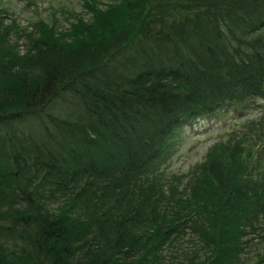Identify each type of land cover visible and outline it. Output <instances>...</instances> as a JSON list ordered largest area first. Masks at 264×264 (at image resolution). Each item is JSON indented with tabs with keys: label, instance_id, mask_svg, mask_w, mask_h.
<instances>
[{
	"label": "trees",
	"instance_id": "1",
	"mask_svg": "<svg viewBox=\"0 0 264 264\" xmlns=\"http://www.w3.org/2000/svg\"><path fill=\"white\" fill-rule=\"evenodd\" d=\"M107 1L62 33L36 21L19 51L0 0V264H170L187 229L173 264H264L242 257L264 174L209 154L182 191L162 170L180 127L264 101V0Z\"/></svg>",
	"mask_w": 264,
	"mask_h": 264
},
{
	"label": "rangeland",
	"instance_id": "2",
	"mask_svg": "<svg viewBox=\"0 0 264 264\" xmlns=\"http://www.w3.org/2000/svg\"><path fill=\"white\" fill-rule=\"evenodd\" d=\"M86 0H1L6 11V23L14 24L23 37H14L19 51H24L29 40L25 38L33 33V24L42 20L53 26L56 34L69 31L78 20L91 22V14L85 6ZM98 7L105 8L107 0H96ZM154 14L167 12L164 5H154ZM13 41V42H14ZM62 103H55L50 110L56 116ZM25 130H30L36 136L41 132V120H30L23 123ZM176 149L173 158L162 170L179 190L184 189L191 172L198 173L199 165L207 160L209 154L216 162L226 161V167L251 175L253 179L264 174V101L253 100L237 106L225 105L215 115L201 117L180 127L173 137ZM216 144L220 148L215 149ZM234 156H233V155ZM244 175V177H248ZM184 191V190H182ZM54 201V200H53ZM52 201V202H53ZM62 203L58 198L56 203H47L48 208L56 209ZM255 235H249V246L244 251L243 258L254 261L257 255L264 251V227ZM257 228V229H258ZM256 229V230H257ZM173 249L166 250L167 261L173 264L178 261L181 253H188L194 248L195 237L187 229L179 238Z\"/></svg>",
	"mask_w": 264,
	"mask_h": 264
}]
</instances>
